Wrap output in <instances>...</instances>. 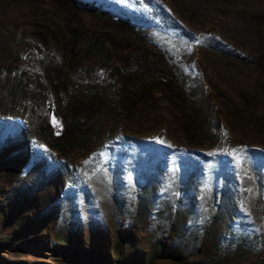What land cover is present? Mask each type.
<instances>
[{
    "label": "rangeland",
    "instance_id": "374dc122",
    "mask_svg": "<svg viewBox=\"0 0 264 264\" xmlns=\"http://www.w3.org/2000/svg\"><path fill=\"white\" fill-rule=\"evenodd\" d=\"M75 246L264 264V0H0V264Z\"/></svg>",
    "mask_w": 264,
    "mask_h": 264
},
{
    "label": "trees",
    "instance_id": "16d2710c",
    "mask_svg": "<svg viewBox=\"0 0 264 264\" xmlns=\"http://www.w3.org/2000/svg\"><path fill=\"white\" fill-rule=\"evenodd\" d=\"M212 48L215 49L218 53H220L222 55L229 56V57H233V58H237V59H240L241 58V60L242 59L244 60L243 57H241L239 54H235V52L227 49L223 44H217V43L214 42L212 44ZM178 76H177V78H178ZM54 117H56V116H53L52 117V126L55 128V130L60 131L61 130V127H62V124L59 122V125H57L55 123V121H57V120ZM8 143H12L11 140L8 141ZM229 190H230V188H229ZM229 190H227L226 188H224L221 191V193H224L225 194V193L229 192ZM213 196H214V198L217 197V191H214L213 192ZM158 250H159L158 252L160 254L161 253L163 254V252H164V254L166 253L165 252V248L163 246L162 247H159ZM69 254H71V256L75 259L76 264H109V261H108L109 258H108V256L104 252H102V251H100L99 253L98 252L95 253L94 251L87 252V250L82 251L81 249H79V247L75 246L74 248L69 249ZM169 255H170V257H176L177 256L176 255V252H172ZM99 258H100V260H102L101 263H98V259ZM115 264H128V263H126L125 261H123L121 259H118L115 262Z\"/></svg>",
    "mask_w": 264,
    "mask_h": 264
},
{
    "label": "snow or ice",
    "instance_id": "6c2138e0",
    "mask_svg": "<svg viewBox=\"0 0 264 264\" xmlns=\"http://www.w3.org/2000/svg\"><path fill=\"white\" fill-rule=\"evenodd\" d=\"M55 123H56L57 125H59V122H58V121H55ZM225 135H227V133H225ZM102 155H103V154H102ZM245 211H247V209H246Z\"/></svg>",
    "mask_w": 264,
    "mask_h": 264
}]
</instances>
